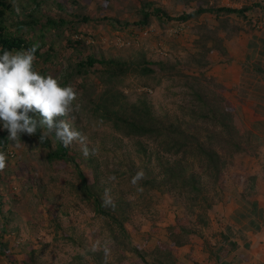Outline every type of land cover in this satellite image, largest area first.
<instances>
[{
	"label": "rangeland",
	"instance_id": "obj_1",
	"mask_svg": "<svg viewBox=\"0 0 264 264\" xmlns=\"http://www.w3.org/2000/svg\"><path fill=\"white\" fill-rule=\"evenodd\" d=\"M2 1L0 38L38 43L35 70L77 91L75 110L58 118L87 138L88 153L74 140L66 145L74 162L52 157L51 133L46 143L7 138L6 147L0 136L8 157L0 170V264L230 259L236 247L223 210L246 201L236 189L254 168L246 65L248 49H264V0ZM156 7L173 18L139 24L144 8ZM219 7L250 10L178 18ZM90 58L98 62L83 64ZM104 103L126 118L150 116L155 132L128 134L103 113ZM201 146L218 153L220 172L207 166ZM76 163L117 220L80 189Z\"/></svg>",
	"mask_w": 264,
	"mask_h": 264
},
{
	"label": "clouds",
	"instance_id": "obj_2",
	"mask_svg": "<svg viewBox=\"0 0 264 264\" xmlns=\"http://www.w3.org/2000/svg\"><path fill=\"white\" fill-rule=\"evenodd\" d=\"M38 43L21 50L0 49V130L8 132V139L21 140L23 134L34 135L42 131L40 140L49 133L65 145L78 140L82 145L86 137L67 121L57 119L75 110L77 91L71 84L62 85L51 74L35 70ZM88 153L86 145L83 147ZM7 154L0 151V170L6 167ZM143 176L139 171L132 178L135 184Z\"/></svg>",
	"mask_w": 264,
	"mask_h": 264
},
{
	"label": "crops",
	"instance_id": "obj_3",
	"mask_svg": "<svg viewBox=\"0 0 264 264\" xmlns=\"http://www.w3.org/2000/svg\"><path fill=\"white\" fill-rule=\"evenodd\" d=\"M264 49L253 46L247 50L246 102L251 107L247 130L254 168L238 181L236 195L246 197L243 205L231 204L223 210L228 241L236 247L230 259L220 264H264ZM241 184V185H240ZM228 254H230L228 252Z\"/></svg>",
	"mask_w": 264,
	"mask_h": 264
},
{
	"label": "trees",
	"instance_id": "obj_4",
	"mask_svg": "<svg viewBox=\"0 0 264 264\" xmlns=\"http://www.w3.org/2000/svg\"><path fill=\"white\" fill-rule=\"evenodd\" d=\"M1 6H4V3L2 0H0V16L4 15V10H2ZM250 10V7H242V8H232V7H219L217 9L214 8H200L197 9L191 13L188 14H183L182 16L178 17L182 20H188L197 16H200L204 13H228V14H240L245 16L246 13ZM143 19L139 22V24L141 25H145L149 18L151 16H156L158 18L161 17H166L168 19H172L173 17H171L170 15H168V13L166 11H164L161 8H153L151 11H147V9L144 8L143 10ZM84 21H89V18H83ZM0 44L2 46V49H8V50H13V49H27L32 47V44L26 43L23 39H16V38H0ZM37 51L35 53V55H37ZM96 62H98L96 59L94 58H90L88 59V61H86V65H94ZM113 63V62H112ZM119 64V63H117ZM84 66V65H82ZM141 72L143 74L149 75L151 73L154 72V69L149 68V67H144L143 69H141ZM102 107V106H101ZM104 108V112L106 114V116L108 115L109 118H111V120L114 122L115 126L118 128H121L122 125L121 123H124V125L126 126L127 130H128V134H135V135H139V136H143V135H147V134H151L154 131V127H152V118L150 116H144L141 117L140 115L138 116H132V117H128L126 118L125 115L120 114V112L116 109H110L109 107H107V105L104 103L103 105ZM137 106H133V110L136 111ZM137 114V113H136ZM148 115V114H147ZM141 117V118H140ZM147 117V118H145ZM57 119H59L57 117ZM42 134V129L38 128L36 133L34 134L37 137H40ZM52 137L57 138L55 136L54 133H51ZM1 136V142L3 147H6L8 144V139L6 136L4 135H0ZM58 139V138H57ZM42 141H46L45 139ZM46 143V142H45ZM47 146L49 147V154L52 157L61 159V160H65V161H71L74 162L75 159L74 157L71 155L70 149L63 144L59 139L57 141V144L55 147L50 146V144L46 143ZM240 146V145H238ZM199 151L201 153V156L206 160L207 162V166L209 168L215 169L216 172H220V157L218 155V153L211 151L210 149H208L207 147L201 146L199 147ZM76 168H77V173H78V177L80 179V189L84 192V194H86L88 197H92L94 198V205H95V209L98 213L105 215V216H109L111 218H113L114 220H117V217L112 214L111 212H109L104 204L103 201L97 197L94 193H93V188L89 186L88 181H87V177L84 174V172L81 170V168L79 167V165L76 163ZM124 228V226H123Z\"/></svg>",
	"mask_w": 264,
	"mask_h": 264
}]
</instances>
